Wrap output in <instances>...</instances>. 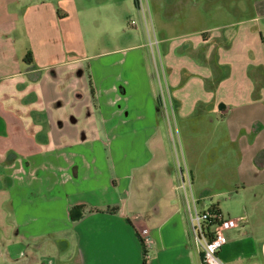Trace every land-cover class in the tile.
<instances>
[{
	"label": "crops",
	"instance_id": "crops-1",
	"mask_svg": "<svg viewBox=\"0 0 264 264\" xmlns=\"http://www.w3.org/2000/svg\"><path fill=\"white\" fill-rule=\"evenodd\" d=\"M189 1L149 12V26L194 31L157 40L154 76L137 0H0V264L142 263L101 209L128 189L146 202L135 177L167 138L157 85L197 182L190 200L172 184L154 200L153 187L159 208L127 220L140 245L137 233L150 237L145 264H201L186 197L246 218L224 232V264H264V59L253 52L264 40L254 19L221 26V7Z\"/></svg>",
	"mask_w": 264,
	"mask_h": 264
},
{
	"label": "rangeland",
	"instance_id": "rangeland-1",
	"mask_svg": "<svg viewBox=\"0 0 264 264\" xmlns=\"http://www.w3.org/2000/svg\"><path fill=\"white\" fill-rule=\"evenodd\" d=\"M142 1L143 5H146V9L148 10L146 18L148 20L149 12L151 11L149 17L151 16V14L153 17V11L156 9V6L163 0ZM189 2L191 5L204 7L206 9L221 7L223 14L218 22V24H220L221 26L231 22L236 23L254 19V23H251V30L255 34L254 42L259 39L260 35H262L264 40V0H190ZM150 26L148 22L143 25L144 40L143 35L142 40L145 42V45L147 44L146 48L148 49V61H150V65L149 62H147V67L149 68L150 66L149 70H151L154 76H156L154 65L158 62V54L155 52L154 59L151 58V53L149 51L147 42L148 36L151 38V40H153L152 36L154 35L156 40H159L161 37L170 38V40L173 39L177 41L178 38L185 37V34L194 31H192V29L185 28L184 25L170 27L167 30L157 29L154 22V27L152 26L153 29L150 28ZM230 30H223L220 32L225 34L229 33ZM234 31L235 28L232 30V32ZM241 32L246 33L244 30H241ZM253 52L258 60L262 61V59H264V46L262 47V49H257L256 47H254ZM261 64V69H264V61H262ZM156 87L157 97L159 101V111L161 114L160 117L163 119L158 135L163 134L167 136V138L163 143V149H158L157 158L155 159L153 165L144 168L143 173L139 174L138 177H135V180L138 182L140 181L141 184L140 194L144 198V200H141V202H146L142 205L140 204L139 206L141 207H136L137 205L135 206L133 204V200L130 197L132 191L128 189L125 194H118V201L116 203H109L104 206V209H101L103 210L102 212L105 213V215L109 218L107 224H116L118 226L120 235H122L129 244L131 240L134 245L133 248L137 249L139 252L142 251L141 245L136 239L134 231L132 230V228H130L127 220L129 219L133 222H137L140 215L146 213V210L149 212H155L154 210L159 208L158 204L151 205L152 197H150V194L152 193V191H156L153 187H156L157 185L160 187V190L156 191L155 195L153 196L154 200L160 197L162 193L167 190L170 184L175 186V188L179 191V194H181L184 199V192L186 191L187 196L190 200V195L193 190L192 180L194 179V182H197V174L192 168L191 161L187 156L188 148L186 142L182 139V128L180 124L176 122L177 116L175 112H172L167 104L164 105L160 89L158 88V85ZM143 132L145 133L144 135L147 136L151 131ZM112 198L113 196H111V199ZM189 203L191 204V202ZM222 207L224 208V212L232 209L228 201H225ZM139 210H141V214L138 212Z\"/></svg>",
	"mask_w": 264,
	"mask_h": 264
},
{
	"label": "built area",
	"instance_id": "built-area-1",
	"mask_svg": "<svg viewBox=\"0 0 264 264\" xmlns=\"http://www.w3.org/2000/svg\"><path fill=\"white\" fill-rule=\"evenodd\" d=\"M137 7L140 11L141 17L144 23H147V9L146 5H143L142 0H137ZM131 26L135 25V21L129 22ZM153 40L148 36L149 51L154 56L158 51V41L152 36ZM147 46V44H146ZM155 71L158 72V68L155 66ZM158 75V73H157ZM160 93L163 98L164 105V91L161 85H159ZM186 192V191H185ZM186 197V214L190 228L191 239L195 248L199 251L201 264H224L218 254L221 249L226 245L227 239L224 235L226 230L234 228L239 222H245V217L238 219L224 218L219 213L211 212V205L203 210L198 209L196 202L193 200L191 204L187 201ZM141 237L143 244L148 245L150 237L147 232L142 231L138 233ZM141 234V235H140Z\"/></svg>",
	"mask_w": 264,
	"mask_h": 264
},
{
	"label": "trees",
	"instance_id": "trees-1",
	"mask_svg": "<svg viewBox=\"0 0 264 264\" xmlns=\"http://www.w3.org/2000/svg\"><path fill=\"white\" fill-rule=\"evenodd\" d=\"M24 62H31V54L28 52L27 54H26V56L24 57ZM85 208V206H83V205H79V206H74V207H72L71 209H70V211H69V215H70V217H71V219L72 220H74V221H76V220H80L81 219V212H82V210ZM211 212L212 213H219V214H221L219 211H218V209H217V207H215V206H212L211 207ZM137 236H138V238H139V240H140V242H141V245H142V255H143V259H142V263L141 264H145L146 263V261H145V255H146V250H145V247H144V244H143V241H142V239H141V237L139 236V234L137 233Z\"/></svg>",
	"mask_w": 264,
	"mask_h": 264
}]
</instances>
